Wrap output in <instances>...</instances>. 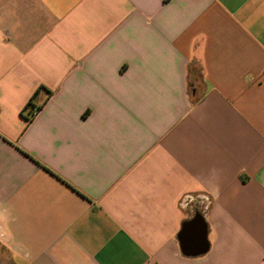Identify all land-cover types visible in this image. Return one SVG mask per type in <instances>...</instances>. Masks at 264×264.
Returning a JSON list of instances; mask_svg holds the SVG:
<instances>
[{"label":"crops","instance_id":"crops-1","mask_svg":"<svg viewBox=\"0 0 264 264\" xmlns=\"http://www.w3.org/2000/svg\"><path fill=\"white\" fill-rule=\"evenodd\" d=\"M0 264H264V0H0Z\"/></svg>","mask_w":264,"mask_h":264},{"label":"built area","instance_id":"built-area-1","mask_svg":"<svg viewBox=\"0 0 264 264\" xmlns=\"http://www.w3.org/2000/svg\"><path fill=\"white\" fill-rule=\"evenodd\" d=\"M194 200H197V202L199 203V205L203 209H206L210 205V203H211V198L208 195H200V196L195 197V198L187 195V196H185L183 198L182 202L180 203V206H186L190 202H193Z\"/></svg>","mask_w":264,"mask_h":264},{"label":"trees","instance_id":"trees-1","mask_svg":"<svg viewBox=\"0 0 264 264\" xmlns=\"http://www.w3.org/2000/svg\"><path fill=\"white\" fill-rule=\"evenodd\" d=\"M27 107L29 108V115L32 116V110L34 109L31 105V101L28 102Z\"/></svg>","mask_w":264,"mask_h":264}]
</instances>
